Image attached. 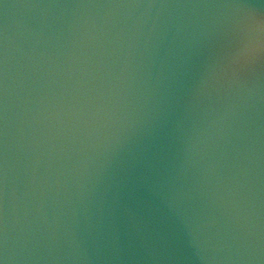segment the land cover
<instances>
[{
  "label": "water",
  "instance_id": "1",
  "mask_svg": "<svg viewBox=\"0 0 264 264\" xmlns=\"http://www.w3.org/2000/svg\"><path fill=\"white\" fill-rule=\"evenodd\" d=\"M0 264H264V0H0Z\"/></svg>",
  "mask_w": 264,
  "mask_h": 264
}]
</instances>
